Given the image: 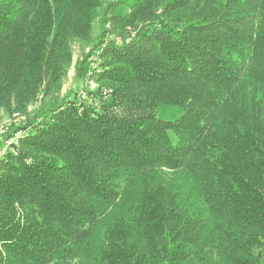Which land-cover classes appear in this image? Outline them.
<instances>
[{"label": "trees", "instance_id": "trees-1", "mask_svg": "<svg viewBox=\"0 0 264 264\" xmlns=\"http://www.w3.org/2000/svg\"><path fill=\"white\" fill-rule=\"evenodd\" d=\"M104 1L0 0V115L59 85L74 40L97 82L0 162V264H264V0Z\"/></svg>", "mask_w": 264, "mask_h": 264}, {"label": "rangeland", "instance_id": "rangeland-1", "mask_svg": "<svg viewBox=\"0 0 264 264\" xmlns=\"http://www.w3.org/2000/svg\"><path fill=\"white\" fill-rule=\"evenodd\" d=\"M111 0H105L104 3H107ZM106 5V4H104ZM102 11V10H101ZM125 11H128V8L126 6H120L114 10L115 13H124ZM103 28V19L101 17H98L95 20L94 23V37L97 38V36L101 33ZM123 30L121 28H117L115 32H113V37L121 35ZM97 35V36H96ZM96 43V40L94 41V44ZM93 44V45H94ZM90 44H84L82 42H79L78 40H74L72 42V53H73V60L72 64L67 72V74L63 77L61 82L57 87H55L53 90L49 92L47 97L44 98V103L46 105L47 109H52L63 102V99L65 97L74 98V96L79 95L81 91H86L90 88H92L89 85V81L87 78V74H83L84 64L83 61L86 58V55L91 50L92 46ZM80 70V71H79ZM89 77V76H88ZM92 77H89V79ZM95 80V79H94ZM158 115L166 121H175L178 118L181 117L183 113V108L179 105H171V104H159L157 108ZM11 114L3 112L0 115V124H2L8 117H10ZM170 135L175 140V136L173 132H170ZM170 182L172 185H177L178 183H181V177L180 176H169Z\"/></svg>", "mask_w": 264, "mask_h": 264}, {"label": "built area", "instance_id": "built-area-1", "mask_svg": "<svg viewBox=\"0 0 264 264\" xmlns=\"http://www.w3.org/2000/svg\"><path fill=\"white\" fill-rule=\"evenodd\" d=\"M136 31L130 30L125 42H129L134 36ZM116 40L122 42L120 38L113 37V34H109L108 40ZM102 51V48L96 50L90 57L92 65L98 63L99 55ZM91 72L88 73L90 77ZM89 85L94 89L97 87V82L93 79H89ZM113 92V87L104 86L101 88L100 96L103 99H106ZM45 96L43 93H40L32 103H30L24 111H16L11 114L2 124H0V162L4 160L9 154L18 155L19 146L21 139L28 132V129L24 126L27 125L29 119L34 116L44 105ZM79 99L81 101L90 102V97L86 91H81L79 93Z\"/></svg>", "mask_w": 264, "mask_h": 264}]
</instances>
